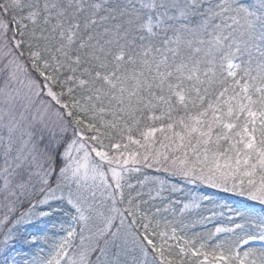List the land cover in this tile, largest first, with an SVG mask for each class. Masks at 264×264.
<instances>
[{
	"label": "snow or ice",
	"instance_id": "1",
	"mask_svg": "<svg viewBox=\"0 0 264 264\" xmlns=\"http://www.w3.org/2000/svg\"><path fill=\"white\" fill-rule=\"evenodd\" d=\"M0 264H264V0H0Z\"/></svg>",
	"mask_w": 264,
	"mask_h": 264
}]
</instances>
